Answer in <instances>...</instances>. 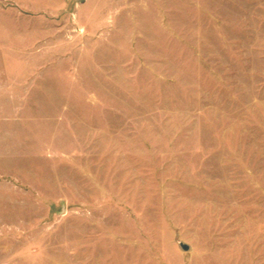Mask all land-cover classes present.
Segmentation results:
<instances>
[{"label":"rangeland","instance_id":"obj_1","mask_svg":"<svg viewBox=\"0 0 264 264\" xmlns=\"http://www.w3.org/2000/svg\"><path fill=\"white\" fill-rule=\"evenodd\" d=\"M0 264H264V0H0Z\"/></svg>","mask_w":264,"mask_h":264}]
</instances>
